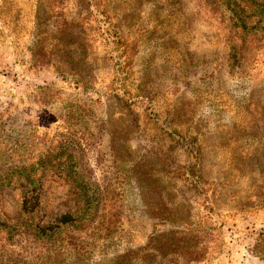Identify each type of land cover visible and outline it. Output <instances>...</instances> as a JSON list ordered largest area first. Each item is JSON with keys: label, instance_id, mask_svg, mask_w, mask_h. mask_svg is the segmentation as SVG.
I'll list each match as a JSON object with an SVG mask.
<instances>
[{"label": "rangeland", "instance_id": "rangeland-1", "mask_svg": "<svg viewBox=\"0 0 264 264\" xmlns=\"http://www.w3.org/2000/svg\"><path fill=\"white\" fill-rule=\"evenodd\" d=\"M202 231L201 264H264V0H0L1 263Z\"/></svg>", "mask_w": 264, "mask_h": 264}, {"label": "trees", "instance_id": "trees-1", "mask_svg": "<svg viewBox=\"0 0 264 264\" xmlns=\"http://www.w3.org/2000/svg\"><path fill=\"white\" fill-rule=\"evenodd\" d=\"M193 175L195 174L193 173ZM70 221V216H64L62 219L63 223H69ZM198 237L200 239H203V241H199L198 239H196L195 241L190 240L189 246L177 247L176 249H172L167 257L162 258L163 261H170L171 263H173L175 262V260H179L177 264H180L182 261L185 264H201L205 262V254L208 242L211 241L207 238L211 237V233L210 231H202L199 232ZM204 239L206 240L204 241ZM3 257H6V255L0 251V264H2L1 261Z\"/></svg>", "mask_w": 264, "mask_h": 264}]
</instances>
